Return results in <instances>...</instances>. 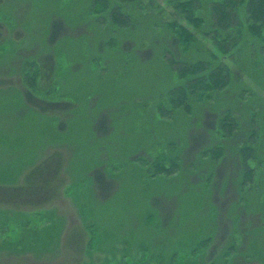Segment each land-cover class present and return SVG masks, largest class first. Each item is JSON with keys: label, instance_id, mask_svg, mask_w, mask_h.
<instances>
[{"label": "rangeland", "instance_id": "rangeland-1", "mask_svg": "<svg viewBox=\"0 0 264 264\" xmlns=\"http://www.w3.org/2000/svg\"><path fill=\"white\" fill-rule=\"evenodd\" d=\"M89 2L0 0V264H264V68L225 56L231 84L173 105L162 46L209 56L181 55L170 7L118 31Z\"/></svg>", "mask_w": 264, "mask_h": 264}, {"label": "trees", "instance_id": "trees-1", "mask_svg": "<svg viewBox=\"0 0 264 264\" xmlns=\"http://www.w3.org/2000/svg\"><path fill=\"white\" fill-rule=\"evenodd\" d=\"M163 2L170 7L171 12L169 19L160 22L163 29L176 40L181 55L187 56L191 51L197 52L202 49L209 56L207 61L199 57L187 60L185 57L181 60L183 65L180 66L169 48L162 46L167 63L169 62L173 71L184 79L183 85L173 88L168 93L173 105L182 106L192 95L211 96L210 93L231 84L229 66L223 61L225 56H228L226 58H229V61L231 57L237 61L241 54L248 53L251 67L264 68V57L261 55V52H264V0H163ZM89 13L98 21L101 19L106 22L112 30L119 31L138 26L140 20L145 17L152 21L153 17L158 16L162 20L164 10L155 0H90ZM153 25L156 26L155 20ZM203 38L212 44L216 52L213 50L210 52L200 46ZM254 54H257V59L253 58ZM259 57L263 60L259 61ZM239 122L240 120L227 111V115L218 121V131L231 135L239 128ZM254 123L252 116L250 127H253ZM258 133V128L253 129L247 142L238 150L242 166V179L238 183L241 191L247 184L249 188L246 191L250 190L249 182L255 176V169L249 166L248 161L251 158L258 159L256 151L262 146ZM212 151L218 157L221 156V148H212L211 151L207 150L204 153ZM159 163L156 161L154 166L157 167ZM164 169L167 173V169ZM158 171L160 170L157 168L156 172Z\"/></svg>", "mask_w": 264, "mask_h": 264}]
</instances>
